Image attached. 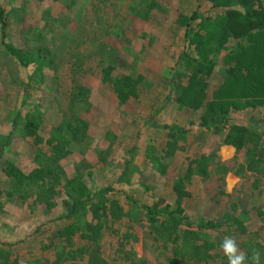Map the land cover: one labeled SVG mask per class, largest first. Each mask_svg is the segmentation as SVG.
Returning a JSON list of instances; mask_svg holds the SVG:
<instances>
[{
    "label": "rangeland",
    "instance_id": "rangeland-1",
    "mask_svg": "<svg viewBox=\"0 0 264 264\" xmlns=\"http://www.w3.org/2000/svg\"><path fill=\"white\" fill-rule=\"evenodd\" d=\"M146 1L0 0L6 21L5 27L0 24V145L6 142L11 132L7 146L3 148L4 158L18 161L21 166L24 162L27 163L24 166L29 164L27 155L32 146L21 132L23 119L15 120L19 108L23 112L42 115L46 134L61 119L68 122L86 119L85 141L81 138L78 144L73 143L71 149L75 152L63 163L66 176L77 172L72 160L84 158L94 172L95 183L112 184L139 204H164L174 202L173 182L195 159L199 166H194L195 173L187 185L191 197L183 203L187 216L194 220L203 214V208L213 197L216 203L213 214L218 220L229 219L239 210L245 216V231H242L241 238L262 241L263 234L256 226L264 223V178L249 172L233 173L236 164L246 162V148L238 150L223 143L225 130L222 128L197 126L200 112L178 105L174 95L170 94V82L177 80L184 66L174 68L172 50L178 46L180 29L168 24L183 2L156 0L161 8L167 9L162 12L161 9L147 11ZM259 2L264 9V0ZM138 18L142 27L137 25ZM263 40L264 27L255 31L249 41L238 39V44H242L240 55L235 49L225 53L224 61L220 59L217 68L220 70L240 63L239 69H243L247 61L243 56L249 58L258 46L256 42L264 46ZM4 44H12L23 52L42 54L43 65L38 69L37 65L30 64L24 74ZM248 49L252 51L247 52ZM109 63L115 67L111 77L118 74L143 76L136 95L126 103H118L115 95L110 93L108 86L111 80L105 83L101 80V69ZM222 79L221 72L213 73L207 92L209 98L216 96ZM26 94L27 102H23ZM227 94L223 90L220 97L227 98ZM237 97L243 101L255 98L251 95ZM257 104L254 108L234 113V120L239 119L257 130L261 129L264 125V102ZM190 121L193 122L190 131L181 132L189 128ZM167 140H176L179 145L174 157L165 160L167 165H158L157 162L151 165L143 161L141 154L147 144H155L161 149ZM134 145L136 148L131 150ZM205 160L210 167L203 170L205 173L221 163H230L231 170L221 182L214 174L206 182L198 171L204 167ZM83 171L80 177L85 179ZM256 178H259L257 183ZM0 186L13 191L15 196L0 197V241H16L29 229V232L34 231L36 216L39 219L40 215L36 212L37 207L31 206V199L23 202L16 198L15 189L1 172ZM130 207L137 208L132 203ZM58 211L63 212V206L60 205ZM141 214L137 211L138 217ZM31 218L35 223L27 222ZM82 220L79 212L74 223L79 224ZM122 227L124 231L131 232L134 239H128L125 247L121 248L112 231L104 232L97 244L101 255L110 264H127L129 261L121 258L124 252L145 260V264H156L157 254L142 225L137 221L123 222ZM76 232L77 244L82 245L80 231ZM50 233L48 231L35 238L34 244L26 246L27 240L17 244L15 256L22 260V264L53 261L49 250L43 251V248L57 243L55 235L53 237ZM215 238H219V234H213L212 239ZM83 249L81 264H96L95 259L88 257L90 251Z\"/></svg>",
    "mask_w": 264,
    "mask_h": 264
},
{
    "label": "trees",
    "instance_id": "trees-1",
    "mask_svg": "<svg viewBox=\"0 0 264 264\" xmlns=\"http://www.w3.org/2000/svg\"><path fill=\"white\" fill-rule=\"evenodd\" d=\"M182 2L181 8L168 24V26L174 24L176 29H180L178 46L172 50L174 68L184 66V71L179 74L176 81H172L173 77L171 78L170 94L174 95L178 105L196 113L200 112L197 126L222 128L225 130L223 143L233 145L238 150L246 148L248 158L245 163L236 164L234 174L249 172L264 178V125L257 130L256 127L233 118L237 111L254 108L257 103L264 102V46L256 42L258 46L253 49L250 57L243 56L244 60H247L243 69H239L240 63L220 70L217 68L220 59L224 61L225 53L235 49L240 55L242 44H238V39L249 41L255 31L264 27V9L259 0H182ZM145 6L147 11H160L159 9L162 12L167 11L166 8H161L156 0H147ZM4 12L0 7L2 27L6 25ZM136 22L142 27L139 18ZM4 45L13 62L18 65L19 71L22 70L24 74L25 68L30 64L37 65L38 69L43 65L42 54L39 52V54L23 52L12 44ZM114 68L113 63L102 68L101 80L103 83L111 80L108 89L115 95L117 102L123 104L136 95L143 76L118 74L111 77ZM216 71L221 72L223 79L216 90V96L209 98L207 93L209 81ZM223 90L229 93L227 98L220 97ZM238 95H251L255 98L243 101L237 97ZM232 96L234 98H231ZM22 101L27 102V94L23 95ZM16 116L15 120L23 119L21 132L32 146L27 155L29 164L24 166L27 164L24 162L21 166L18 161L11 162L4 158L3 148L7 146L10 132L6 142L0 145V172L12 184L16 198L23 202L31 199V206L37 207L36 212L40 216L39 219L38 215L36 216L37 224L34 231L29 232V229L16 241H0V264H22V260L15 256L14 247L25 240L28 241L26 246L29 243L34 244L35 238L48 231H51L50 234L53 237L55 235L57 240L50 248L45 246L43 248L44 252L49 250V256L54 258L48 264H81L83 247L90 251L88 257L90 260L95 259L96 264H110L98 251L97 244L103 233L112 231L113 235L117 236L120 247H125L127 240L134 239V236L131 232L124 231L122 224L136 221L150 237V245L157 254L156 264H228L220 246L222 240L228 237L234 238L240 250L249 257L253 252H259L260 264H264V223L256 226L263 234L262 241H247L241 238L242 231H245L243 228L245 216L236 210L231 218L218 220L213 214L216 205L213 197L207 200L203 214L194 220L187 216L188 212L183 203L191 197L187 185L191 183L195 173L194 166L197 168L199 166L197 160L190 161L173 182L172 189L176 195L174 202L139 204L131 195L117 190L112 184L95 183L94 172L84 158L72 160L77 171L75 175H65L63 163L75 152L71 149L72 144H78L81 138L85 141L87 137L86 119L79 118L75 122L61 119L46 134L44 133L47 129L46 122L42 115L30 111L23 112L19 108ZM188 126V129L181 132L190 131L193 122L190 121ZM135 146H132L131 150H134ZM178 146L176 140H167L161 149L155 144H147L143 148L141 158L143 157L147 164L153 165L157 162L158 165H167L168 162L165 160L174 157ZM204 162H206L204 167L198 170L202 176L204 175V181L214 174L216 180L221 182L224 175L231 170L230 163H221L213 167L208 174L203 171L205 168L210 169L207 165L208 160ZM81 170H84L85 179L80 177ZM255 180L256 183L259 182V178ZM212 184L213 182L210 183ZM1 195L6 198L15 197L13 191L0 186V197ZM127 200L137 208L130 207L131 203H127ZM60 205L63 206V212L58 211ZM30 210L32 213L35 212L31 207ZM137 211L142 212L141 216H137ZM79 212L83 220L75 224L74 220ZM27 222L35 223L32 218ZM76 230L80 231L84 242L82 245L77 244L79 238L75 236ZM213 234H219V238L212 239ZM121 258L129 261V264H145V260L137 258L132 253L124 252ZM248 264H252L250 259Z\"/></svg>",
    "mask_w": 264,
    "mask_h": 264
},
{
    "label": "clouds",
    "instance_id": "clouds-1",
    "mask_svg": "<svg viewBox=\"0 0 264 264\" xmlns=\"http://www.w3.org/2000/svg\"><path fill=\"white\" fill-rule=\"evenodd\" d=\"M220 246L228 264H248L249 259L252 264H260L259 252H253L251 257H249L247 253L240 250V246L232 237L223 239Z\"/></svg>",
    "mask_w": 264,
    "mask_h": 264
}]
</instances>
